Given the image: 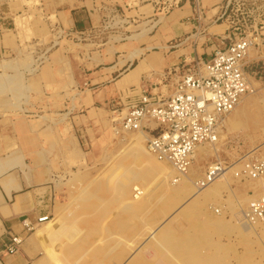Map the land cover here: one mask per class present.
Returning a JSON list of instances; mask_svg holds the SVG:
<instances>
[{"label":"rangeland","instance_id":"374dc122","mask_svg":"<svg viewBox=\"0 0 264 264\" xmlns=\"http://www.w3.org/2000/svg\"><path fill=\"white\" fill-rule=\"evenodd\" d=\"M205 1L207 2L209 0ZM228 2H230V0H220L218 3V6L223 8L219 16L218 14H209L207 12L200 15H191V27L184 25V31H182L179 26L178 28L171 27L173 24H177V19L179 17L177 18L176 15L175 17H171L170 9L169 13H167L166 9L157 15H146L136 18H133L130 14L115 13L114 15L108 16V18L105 17L101 19L98 23V28L87 33L84 30H75V32H72L67 29L60 30L55 28V23L57 22L56 18L45 12L47 10L46 6H48L47 0H0V59L1 56L4 58L16 54L20 55V61L13 62L14 65H12V68L13 70L23 71L29 69L37 70L39 62L38 60L35 61V59L39 56H48L57 53L69 59L68 56L74 54L78 58L80 69L83 67L82 65H88V67L94 69L90 74H96L100 71L104 72L105 69L119 63V60L134 59L135 57L139 58L142 49L148 48L151 52H159L162 47L161 43H163V40L168 34L172 36L169 47H175L188 40L186 42V47L190 48L192 53L195 47H199L200 53L204 58L210 57L211 53L213 55V51L223 47L224 44H228L229 41L227 42L225 39L222 41L228 34H230L231 38H243L248 36L254 41L248 56L250 55L258 58V55H262L263 57L264 0H231V6L226 14H224V8ZM169 16L170 18H168ZM194 16L196 20H193ZM199 17L200 20H198ZM151 24L153 25L152 31L150 30L152 29ZM227 26L228 30L225 33ZM152 35L158 37V43L155 42L156 44L154 43L146 46L144 43L148 42V38ZM2 37L3 39H1ZM211 41H214L215 44L211 43ZM192 56V59L197 58L194 57V53ZM56 63L59 64L58 61ZM67 63L70 64V62L66 61L65 64ZM51 64L52 63L47 62L48 72L50 71L49 65ZM122 64L123 63H121V65ZM246 68L252 90L255 91V93H253V91V94H249V97L253 100L251 102L252 104L241 117L235 115L223 117L224 119L230 118V122L224 123L223 125L221 124L218 142L213 145L208 144L200 147L201 149L207 150L208 153L198 162L200 167L198 179L202 178L208 166L219 159L228 164L240 162L243 158L249 156L251 159L264 160V59L259 58L252 64H248ZM118 74L119 73H117V75ZM105 77L99 76L90 79L93 80V82H86L87 84H84V86L80 82L78 98L79 101H81V98L84 99L83 107L80 105L79 109H74L72 111L56 110L48 113V119L58 122V128L60 129L56 132L57 151L61 150V156L56 158L58 169V173L56 174L57 183L60 185V187L58 185L60 189L56 201L53 203L52 215L47 218L46 221L39 222V224L32 226L33 229L28 232L33 233L43 230L45 229L44 227H46V223L54 219L58 222L57 220L64 218L62 219L64 223L63 221L59 223L68 226L64 225L66 230L64 227L57 238H51V241L47 239L49 243H45L46 247L48 246V251H54L58 257L53 255L51 258L50 255L45 252L46 249L44 250V247H41L40 239H38L39 237L37 233H35V237L37 238L36 245L39 246L40 253L33 264H53L51 261H54L55 264L57 261L58 263L60 262V264H94L98 262V260L101 264H116L117 261L121 259H123L124 263L129 253L125 252V250H129L131 247H139L145 241L150 228L159 226L167 217L181 207L182 210L178 212L169 227L172 228L174 234L183 233L184 231L197 232L204 229L203 231H208L212 239L215 240L213 243L216 245L218 244L217 246L213 244V246H216L215 249H218L216 250L217 254L222 257L221 264H264V226H256L255 232L244 233L243 229H241L236 221L237 218L242 219L240 210L245 211L252 200L257 199L259 195L261 196L263 191L261 189L256 190V185L252 181L237 178L235 174H233L228 178L227 182L224 183V187L219 190L217 194L210 196L204 203H202L203 200L201 199L189 201L191 190L190 193L184 195L183 198L172 203L171 190L167 187L169 192L164 189L166 191L165 193L161 186L160 179L153 177L155 178V180H153V173L151 171L147 170L148 175H145L146 170L144 166L138 161V158L134 156L135 153L133 151H135V149L131 146L130 140L136 137L137 134L140 136L139 132L141 131L125 132L122 130L117 120L119 114L123 112L124 114L127 113L126 105L130 102L133 103L138 97L126 99V104H124V102L122 104H117L122 102L121 99L118 95L112 94L111 91H109V87H107L113 84L117 78L113 76L111 83L106 85V83H104L106 80H103ZM61 80L64 82V79L59 78L58 85H60ZM47 81L48 85L57 84L55 79H50L49 77ZM53 82H55V84H53ZM84 90H87V93L83 94L82 91ZM87 98H89L88 102L86 101ZM116 107L119 108L116 109ZM61 122L63 124H60ZM60 126H62V129ZM155 127H157V125L153 126V128ZM116 128L117 130H115ZM143 132L147 134V137L156 134L148 131ZM143 144L147 150V139ZM213 148H217L216 154L212 152ZM131 155L133 158L135 157L134 161L133 158L130 157ZM195 161L196 159L193 161L194 166H196ZM126 165L128 166L127 170ZM117 172H123V175H125V173H130L132 176L137 173L134 177L135 180L129 174V180L132 183H130V185H134V183H137V185L140 184L139 187L143 189L142 191H145V197L149 200L147 207L136 212H132L124 207L123 200L118 197L117 189L115 190L116 186L113 184L114 180L112 183L109 177L111 175L114 176ZM100 175H105L106 178L103 177V179H100ZM153 175L155 176L156 173ZM176 175L177 174H174V179L176 181L182 177ZM96 177L99 178V181ZM126 177H128V175ZM89 181L92 183L90 184ZM102 181L106 188H104ZM109 182H111L110 186L107 184ZM95 183H97V186ZM142 185L146 190H144L145 188ZM94 186H96V188H94ZM111 186L113 190L109 188ZM173 187L177 189L179 183H175V186H171V188ZM81 188L83 190L79 191ZM93 188L97 191L99 190V194ZM102 188L106 191L105 195L104 191L101 190ZM92 191L93 193H91ZM114 191L116 195L112 194ZM82 192L84 193L83 195H85L84 198L83 195H81ZM93 194H97V198H101H96L98 201L101 200V203H97L98 201L95 199L96 196ZM107 195L109 197L105 199ZM74 196L76 198L72 200ZM112 196L113 198H117L115 200L112 198L113 201L110 198ZM79 198L82 202L84 201L87 203L90 201L87 205L91 208L88 209L89 207L87 205L86 207L85 204L79 203L81 201L76 202L79 203V206H77L76 203L72 204L73 201L75 202L79 200ZM87 199L89 200L86 201ZM67 203L71 204L73 207L71 208V205ZM75 206L77 207L74 208ZM79 207L86 210L84 211V209ZM67 208L69 210H67ZM77 209L80 210L77 211ZM111 209L113 211L115 210V212ZM149 209L151 211H147ZM82 211L83 213H81ZM142 213L146 215H142ZM74 214L75 216L78 214V218L74 217ZM79 214H81V216ZM140 215L141 217H145L141 218ZM137 217H139V219ZM205 218L209 222H215L219 225L205 226ZM226 219H228V221ZM69 221H72L71 224H68L70 223ZM86 223L89 225L86 226ZM119 223L120 225L118 226ZM143 223L146 224L143 225ZM76 224L78 225L76 226ZM221 224H223V226ZM73 225L75 227L72 229ZM117 226L118 228H116ZM142 227L143 229H141ZM67 228L72 232L67 230ZM79 228L82 234L78 232L77 229ZM109 228L111 230H109ZM96 230L99 232L96 233ZM139 230L142 231L140 232ZM25 231H27V228ZM125 231L128 232L125 233ZM110 233H118L121 239L119 238L118 244L115 245L117 248L113 246L115 250H112L111 253H107V239ZM137 233L138 236L136 235ZM66 234L68 235L66 236ZM86 235L87 237H85ZM122 235L126 236L127 241L125 237L123 240ZM135 235L137 238L140 237L137 239ZM65 236L70 237L65 238ZM100 236H102V238ZM66 239H72L71 243L70 241H66V243ZM79 239L82 240L80 241ZM75 240L76 245L74 244ZM60 241L61 243L65 242L69 245V248L66 247L67 245L65 243H62L64 245L63 248ZM77 242H79V244H77ZM120 242H122V245ZM84 243L87 244L85 246L88 247H84ZM125 243H127L128 247H125ZM80 245H82L84 249ZM158 247L159 251H161L162 248L161 252L163 253L161 256V263H157L156 259L159 257L156 255L157 257H155L156 259L155 261L153 260L152 264H189L184 262L180 255L170 253L164 247ZM76 248H79L81 252ZM215 249L212 246L205 247L202 250V255L204 257H212L214 256ZM143 250H145V248L140 249L138 256L142 254ZM62 252L64 254H62ZM106 253L108 255H105ZM63 255L64 258H67L62 262V260H64H61ZM71 255H73V257ZM100 262L96 264H100Z\"/></svg>","mask_w":264,"mask_h":264},{"label":"crops","instance_id":"0c3cea01","mask_svg":"<svg viewBox=\"0 0 264 264\" xmlns=\"http://www.w3.org/2000/svg\"><path fill=\"white\" fill-rule=\"evenodd\" d=\"M47 1L45 12L56 18L55 28L72 32L84 30L87 33L98 28L101 19L115 13L130 14L136 18L157 15L166 9L167 13L170 9L171 17L175 15L179 17L177 24L171 27L179 26L184 31L186 25L191 27V15L207 12L219 16L223 9L218 6L220 0ZM193 20H196L195 16ZM227 30L228 26L225 33ZM169 35L171 34H168L161 43L159 52H151L148 48L142 49L139 58L119 60V63L96 74H90L94 69L88 65H82L80 69L78 58L74 54L69 55V59L57 53L42 55L35 59L39 62L37 70L23 71L12 68L13 62L20 61V55L4 58L1 56L0 261L2 264L35 262L40 248L36 245L35 232L25 231V225L35 226L39 224L40 219L49 218L59 193L56 158L61 156V150L57 151L56 132L60 129L58 122L48 119V113L56 110L72 111L79 109L80 105L83 107L84 99L81 98L79 101L78 98L80 82L84 86L86 82H93L90 79L99 76H106L103 79L106 80L104 82L106 85L111 83L113 76L117 78L107 87L124 103L127 102L126 99L130 94H139L142 91L163 97L171 96L178 81L187 73L192 54L194 53V57L208 61L212 53L210 57L204 58L199 47H195L192 53L190 48L186 47L188 40L175 47H169L172 37ZM157 39L158 37L152 35L144 44L148 46L158 43ZM211 43L215 44L214 41ZM259 58L264 59V56L258 55L256 58L249 55L246 59V67ZM52 61H58L59 64ZM66 61L70 64H65ZM47 62L52 63L49 65V72ZM48 77L55 79L57 84L53 82L55 85H48ZM59 78L64 79V82L61 80L60 85H58ZM82 93H87V90ZM86 101L88 102L89 98ZM60 128L62 129V126ZM12 237H20L22 244L17 254L9 255L6 253V246L10 244Z\"/></svg>","mask_w":264,"mask_h":264},{"label":"built area","instance_id":"2783aa9c","mask_svg":"<svg viewBox=\"0 0 264 264\" xmlns=\"http://www.w3.org/2000/svg\"><path fill=\"white\" fill-rule=\"evenodd\" d=\"M230 6L231 0L226 4L224 14ZM233 38L230 34L225 36L222 41L225 39L228 44L223 43V47L216 49L210 60L193 58L191 68L178 81L171 96L145 91L132 93L128 99H138L126 105V114L118 115L122 130L156 133L147 141L148 150L158 160L170 164L179 176L189 172L199 146L218 142L222 118L251 92L246 59L254 41L248 36ZM154 125L157 127L153 128ZM241 163L235 177L264 182V160L246 158ZM230 165L216 160L207 167L197 184L201 188L207 187L220 179ZM243 218L249 225L264 224V188L261 196L249 204ZM25 227L27 231L33 229L31 224ZM21 244L20 237H12L6 253L17 254Z\"/></svg>","mask_w":264,"mask_h":264},{"label":"bare ground","instance_id":"6f19581e","mask_svg":"<svg viewBox=\"0 0 264 264\" xmlns=\"http://www.w3.org/2000/svg\"><path fill=\"white\" fill-rule=\"evenodd\" d=\"M250 82V81H249ZM250 85H251V83H250ZM254 90H252L251 89V94H253V93H255V91L253 92ZM253 92V93H252ZM249 93V94H250ZM249 94H247V95H245L243 98H242V100H241V102H240V104L232 111V112H230L229 114H227V115H225L226 117L229 115H235V116H238V117H241L247 110H248V108H250L249 106L252 104L251 102L253 101L250 97H249ZM224 116V117H225ZM228 122H230V118L229 119H224V118H222V121H221V124L223 125L224 123H228ZM115 130H117V128L115 129ZM123 131H125V132H129V131H126V130H123ZM140 134V136H138V134H137V136L136 137H133L129 142L131 143V146L135 149V151H133L134 153H135V157L136 158H138V161H140V163H142V165L144 166V168H145V172H146V174L145 175H148V171H151L153 174L154 173H156V175L154 176L153 174H152V178L153 177H157V179H160V182H161V186L163 187V190L164 189H166V191L167 192H169L168 191V188L171 190V192H172V203H174V202H176V201H178L179 199H181V198H183L184 197V195H186V194H188V193H190V190H191V197H189V201H193V200H203V202L202 203H204L205 202V200H207L210 196H213V195H215V194H217V192L219 191V190H221L223 187H224V183L225 182H227V180H228V178L229 177H231L233 174H235V172L236 171H238V170H240V168H241V166H242V164H241V162L244 160V159H246V158H249V157H246V158H243L242 159V161H240V162H235V163H233V164H231L229 167H228V169H227V171L224 173V175L220 178V179H218L217 181H215V182H213L212 184H210V185H208L207 187H204V188H201L197 183L199 182V180L200 179H198L199 177H198V172H199V170H200V167H199V163L198 162H200L202 159V157L204 156V155H206V153H208L207 152V150H204V149H201L200 147L201 146H205V145H201V146H199L197 149H196V151H195V154H194V159H196V161H195V163H196V166H194L193 165V163H192V166H191V168H190V170H189V172L186 174V175H183L180 179H178L177 181L174 179V174H177V172L172 168V166L170 165V164H168L167 162H164V161H160V160H158L149 150H148V147H147V145H146V148H147V150L145 149V147H144V144H143V142L147 139V141H148V139H149V137H147L146 135L147 134H145V132H143V131H141V132H139ZM128 142V143H129ZM127 145V144H126ZM210 145H213V144H210ZM128 147V146H127ZM130 147V146H129ZM217 149V148H216ZM216 149H214L213 148V150H212V152H214L215 154H216ZM137 151V152H136ZM132 153V152H131ZM133 153V154H134ZM130 157H132L133 158V156L131 155ZM135 157L133 158V161L135 160ZM219 159V158H218ZM52 160V159H51ZM130 160H132V159H130ZM263 160V159H262ZM138 161H135V162H138ZM135 162H133V163H135ZM139 163V162H138ZM166 166H165V165ZM133 165V164H132ZM131 165V166H132ZM127 166V165H126ZM125 166V167H126ZM129 167H130V165H129ZM140 167V166H139ZM127 168H128V166L126 167V170H127ZM143 168V169H144ZM142 169V170H143ZM126 170H124L125 172H127ZM129 170V169H128ZM148 170V171H147ZM123 171V172H124ZM130 171V170H129ZM138 171V170H137ZM55 172V171H54ZM116 172V171H115ZM122 172V173H123ZM141 172H144V171H141ZM114 173V172H113ZM122 173H119V172H117L114 176H109L110 178H111V182L113 183V180H114V183L113 184H115V186H116V188H115V190L117 189V193H118V197H120L122 200H123V204H124V207L126 208V209H129V210H131L132 212H136V211H138V210H142V209H144L145 207H147V205H148V202H149V200H148V198H146L145 197V191H142L143 189L142 188H140L139 186H140V184L139 185H137V183L135 184L134 183V185H130V180H129V177L130 176H132L130 173V176H129V174H127V173H125V175H123ZM45 174V173H44ZM128 175V177H126L127 175ZM137 174V173H136ZM135 174V175H136ZM32 175V174H31ZM135 175L134 176H132V178L134 179V177H135ZM144 175V176H145ZM101 176V175H100ZM108 176V175H107ZM177 176V175H176ZM204 176V175H203ZM202 176V177H203ZM103 177H105L106 178V176L105 175H102L101 177H100V179L102 178L103 179ZM146 177V176H145ZM150 177H151V175H150ZM97 178V177H96ZM108 178V177H107ZM131 178V179H132ZM147 178V177H146ZM155 178H153V180H155ZM235 178V177H234ZM99 178H97V180H98ZM148 179H149V177H148ZM151 179V178H150ZM93 180V179H92ZM104 180H106V179H104ZM108 180H110V179H108ZM107 180V181H108ZM135 180V179H134ZM146 180V179H145ZM62 181V180H61ZM99 181V180H98ZM132 181V180H131ZM235 181V180H234ZM250 181H252L255 185H256V190L257 189H261L262 191H263V188H264V182L262 181V180H250ZM63 182V181H62ZM90 182V181H89ZM103 182V181H102ZM111 182H109V183H107L109 186H110V183ZM129 182V183H128ZM92 182H90V184H91ZM105 183H106V181H105ZM175 183H179V187L176 189V188H171V186H175ZM233 183V182H232ZM79 184V183H78ZM88 184V183H87ZM87 184H86V186H87ZM96 184V186H97V183H95ZM113 184H112V186H113ZM117 184V185H116ZM132 184V183H131ZM89 185V184H88ZM94 185V184H93ZM100 185V184H99ZM129 185V186H128ZM63 186V185H62ZM85 186V187H86ZM96 186H94V188H96ZM103 186H104V188H106L105 187V185H104V182H103ZM112 186L111 187H109V188H111L112 189ZM143 186V185H142ZM160 186V185H159ZM59 187H60V185H59ZM58 187V188H59ZM108 187V186H107ZM144 187V186H143ZM168 187V188H167ZM193 187V188H192ZM84 188V187H83ZM93 188V189H94ZM109 188H108V190H109ZM145 188V187H144ZM87 189V188H86ZM113 189H114V186H113ZM112 189V190H113ZM194 189V190H193ZM83 189L81 188V190H79V191H82ZM85 190V189H84ZM95 190V189H94ZM101 190H103V188L101 189ZM100 190V191H101ZM105 190V189H104ZM103 190V191H104ZM144 190H146V188L144 189ZM154 190V189H153ZM157 190H158V188H157ZM91 191V190H90ZM95 191H97V190H95ZM94 191V192H95ZM99 191V190H98ZM97 191V193L99 194V192ZM147 191H148V189H147ZM166 191L164 190V192L166 193ZM89 192V191H88ZM105 192L106 191H104V195H105ZM163 192V193H164ZM259 192V191H258ZM84 193H85V191H84ZM83 192H82V194L81 195H83L84 194ZM91 193H93V191L91 192ZM148 193V192H147ZM154 193V192H153ZM86 194V193H85ZM111 194V193H110ZM112 194H114V195H116L115 194V191H114V193L112 192ZM60 195V194H59ZM80 195V196H81ZM94 196H96L97 194H93ZM153 195V194H152ZM84 196L85 195H83V198H84ZM109 196L107 195V197L105 198V199H107ZM159 197V196H158ZM164 197V196H163ZM167 197V196H166ZM259 197H260V195H259ZM76 197L74 196L73 197V199L72 200H74ZM82 198V197H81ZM82 198V199H83ZM88 198V197H87ZM97 198V196L95 197V199ZM99 199H101L100 197H98ZM97 198V199H98ZM111 198V200H115L117 197H115V198H113V196L112 197H110ZM109 198V199H110ZM113 198V199H112ZM96 199V200H97ZM159 199V198H158ZM157 199V200H158ZM212 199V198H211ZM89 199H87L86 201H88ZM91 200V199H90ZM113 200V201H114ZM79 202V201H81L80 200V198H79V200H76L75 202L73 201L72 202V204H74V203H76V202ZM98 201V200H97ZM101 201V200H100ZM100 201H98L97 203H101ZM242 201V200H241ZM244 201V200H243ZM252 201H254V200H252ZM70 202H71V200H70ZM69 202V203H70ZM84 202V201H83ZM82 201L81 202H79V203H82V204H85V206L87 205V204H89L90 203V201H88L87 203L86 202H84L83 203ZM248 202V201H247ZM251 202V201H250ZM69 203H67V204H69ZM79 203H76L77 204V206H79L78 204ZM104 203V202H103ZM103 203H102V205H103ZM186 203V202H185ZM81 204V205H82ZM122 204V203H121ZM154 204V203H153ZM216 204V203H215ZM239 204V203H238ZM69 205H71V204H69ZM91 205V204H90ZM94 205H95V203H94ZM101 205V206H102ZM210 205V204H209ZM242 205V204H241ZM248 205V204H247ZM66 206V205H65ZM77 206H75L74 208H76ZM88 206V205H87ZM86 206V207H87ZM99 206V205H98ZM181 206V205H180ZM244 206V205H243ZM68 207V206H67ZM73 206L71 205V208H72ZM83 207V206H82ZM82 207H79V208H82ZM85 207V208H86ZM89 207V206H88ZM152 207V206H151ZM91 207H89L88 209H90ZM95 208V207H94ZM104 208H105V206H104ZM120 208V207H119ZM118 208V209H119ZM154 208V207H153ZM179 208V207H178ZM248 208V207H247ZM82 209H84V208H82ZM81 209V210H82ZM67 210H69L68 208H67ZM80 209H77V211H79ZM86 209H84V211H85ZM94 210V209H93ZM96 210V209H95ZM112 210V209H111ZM110 210V211H111ZM182 210V207L181 208H179L178 210H176L172 215H170L169 217H167L166 218V220H164L161 224H159V226H157L156 228H150L149 229V232H148V234H147V236H146V238H145V241L139 246V247H129L128 249L129 250H125V252H129L128 253V258L125 260V262L123 263V259H121V260H118L117 261V263L116 264H152L153 263V260L155 261V257H159V258H157L156 259V261H157V263H161V256L163 255V253L161 252L162 251V248H161V251H159L158 249H159V247L158 246H161V247H164L165 249H167L170 253H173V254H177V255H180L182 258H183V260H184V262H186V263H189V264H221V261H222V257H220L219 256V254H217V252H216V250H218L217 248L215 249V247L218 245H216L215 243H213V241H215V240H213L212 239V237L210 236V234H209V232L208 231H203L204 229H201V230H199V231H197V232H186V231H184L183 233H179V234H174V232H172V228H169L170 226H171V223H172V221H173V219L175 218V216L178 214V212H180ZM97 211V210H96ZM98 211H99V209H98ZM113 211V210H112ZM118 211V210H117ZM146 211V210H145ZM147 211H151L150 209L149 210H147ZM146 211V212H147ZM197 211H199V210H197ZM241 211V215H242V219H236V221H237V223H238V225L241 227V229H243V231H244V233L246 232V233H252V232H255V227L256 226H259V225H261V226H264V224H255V225H249V224H246L245 223V221H244V218H243V216H244V212L246 211H244V210H240ZM72 212H74V211H72ZM95 212V211H94ZM113 212H115V210L113 211ZM219 212V211H218ZM81 213H83V211L81 212ZM103 213V212H102ZM145 213V212H144ZM144 213H142V215H146V214H144ZM147 213H149V212H147ZM87 214H89V213H87ZM100 214V213H99ZM115 214V213H114ZM65 215V214H64ZM80 216H81V214H79ZM111 215H113V214H111ZM98 216V215H97ZM207 216V215H206ZM211 216V215H210ZM63 217V216H62ZM74 217H77L78 218V214H77V216H75V214H74ZM85 217V216H84ZM88 217V216H87ZM94 217V216H93ZM96 217V216H95ZM140 217H141V215H140ZM145 217V216H144ZM144 217H141V218H144ZM83 218V217H82ZM86 218V217H85ZM91 218H92V215H91ZM138 219H139V217H137ZM62 219H64V218H62ZM57 220L58 222H56L55 221V219L53 220V221H48L47 223H46V227H44L45 229H43V230H40V231H37V232H35V233H37V235H38V239H40V243H41V247H44V250L46 249V253L48 254V255H50V257L51 256H53V255H57L56 253H54V251H48L49 249L46 247V242L47 243H49V241H47V239H49L50 241H51V238H57V236H59L60 235V232H62V230H63V228L65 227L64 225H66V224H61V223H59L60 221H63V220ZM72 219V218H71ZM74 219V218H73ZM109 219V218H108ZM80 220V219H79ZM87 220V219H86ZM89 220V219H88ZM95 220H97V219H95ZM141 220H143V219H141ZM140 220V221H141ZM177 220V219H176ZM81 221V220H80ZM211 221V220H210ZM70 222V221H69ZM72 222V221H71ZM71 222L70 223H68V224H71ZM95 222V221H94ZM142 222V221H141ZM204 225L206 226V225H210V226H217V225H219V224H217V223H215V222H209L206 218L204 219ZM63 223H64V221H63ZM66 223V222H65ZM88 223V222H87ZM86 223V226H88L89 224H87ZM98 223V222H97ZM139 223V222H138ZM94 224V223H93ZM134 224V223H133ZM144 224H146V223H143V225ZM224 224V223H223ZM223 224H221L222 226H223ZM78 224H76V226H77ZM104 225V224H103ZM120 225V223L118 224V226ZM136 225V224H135ZM228 225V224H227ZM66 226H68V225H66ZM105 226V225H104ZM118 226L116 227V228H118ZM75 226L73 225V227H72V229L74 228ZM226 227H228V226H226ZM231 227V226H230ZM229 227V228H230ZM69 228V227H68ZM67 228V230H69ZM78 228V227H77ZM106 228V227H105ZM65 230H66V227L64 228ZM141 229H143V227L141 228ZM185 229H186V227H185ZM78 230V232L80 233V228L79 229H77ZM76 230V231H77ZM90 230H91V228H90ZM109 230H111L110 228H109ZM108 230V231H109ZM133 230H134V228H133ZM145 230V229H144ZM69 231H71V230H69ZM68 231V232H69ZM129 231H131V230H129ZM140 232L142 231V230H139ZM147 231H148V229H147ZM72 232V231H71ZM71 232H69V233H71ZM82 232V231H81ZM84 232V231H83ZM96 233L97 232H99V231H95ZM101 232V231H100ZM107 232V231H106ZM117 232V231H116ZM126 232H128V231H125V233ZM144 232V231H143ZM143 232H142V234H143ZM89 233V232H88ZM139 233V232H138ZM138 233L136 234L137 236H138ZM78 234V233H77ZM80 234H82V233H80ZM102 234V233H101ZM124 234V233H123ZM68 234H66V236H67ZM127 235V234H126ZM135 235V236H136ZM65 236V238H68V237H70V236H68V237H66ZM76 236H78V235H76ZM82 236V235H81ZM137 236H136V238H137ZM140 236H141V233H140ZM139 236V237H140ZM85 237H87V235L85 236ZM101 238H102V236H100ZM122 237H123V240H124V237H125V240L127 239L126 238V236H124V235H122ZM138 237V238H139ZM73 238V237H72ZM77 238V237H76ZM79 238H81V237H79ZM99 238V237H98ZM100 238V239H101ZM120 237H119V234L118 233H110L109 234V236H108V239H107V241H108V245H107V247H108V252L107 253H111L112 252V250L114 251L115 250V248H117V246L115 247V245L116 244H118V242H119V240L121 239H119ZM132 238V237H131ZM134 238V237H133ZM137 238V239H138ZM135 239V238H134ZM36 240H37V238H36ZM56 240H58V239H56ZM62 240V239H61ZM64 240V239H63ZM72 240V239H71ZM71 240L70 239H66L65 240V242L66 241H70V243H71ZM77 240V239H76ZM76 240H75V245H76ZM80 240V239H79ZM78 240V241H79ZM82 240V239H81ZM80 240V241H81ZM54 241V240H53ZM79 241V242H80ZM84 241V240H83ZM82 241V242H83ZM88 241V240H87ZM86 241V242H87ZM127 241V240H126ZM135 241V240H134ZM65 242H62V243H65ZM72 242H74V241H72ZM79 242H77V244H79ZM50 243H52V242H50ZM60 243H61V241H60ZM61 243V244H62ZM67 243V242H66ZM65 243V244H66ZM121 243V245H122V242H120ZM124 243V242H123ZM127 243H130V242H127ZM127 243H125L126 245H125V247L127 246ZM53 244H54V242H53ZM132 244V243H131ZM213 244L214 245H216V246H213ZM67 245V244H66ZM72 245V244H71ZM84 245V247H88V246H85V245H87V244H83ZM129 245V244H128ZM133 245V244H132ZM147 245V246H146ZM62 246H63V248H64V245L62 244ZM73 246V245H72ZM80 246H82V245H80ZM79 246V247H80ZM113 246L115 247V248H113ZM146 246V247H145ZM208 246H212V247H214V249H215V253H214V256H212V257H204L203 255H202V250L205 248V247H208ZM220 246V245H219ZM39 247V246H38ZM66 247H68L69 248V245H67ZM128 247V246H127ZM82 248H83V246H82ZM81 248V249H82ZM90 248V247H89ZM141 248H145V250H143L142 251V254L140 255V256H138L139 255V253H140V249ZM74 249V248H73ZM77 250H79V248H76ZM84 249V248H83ZM83 249H82V251H83ZM69 250V249H68ZM86 250V249H85ZM74 251V250H73ZM80 251V250H79ZM159 251V252H158ZM70 252H71V250H70ZM74 252H76V251H74ZM81 252V251H80ZM84 252V251H83ZM103 252V251H102ZM124 252V251H123ZM105 254V255H108V254ZM62 254H64L63 252H62ZM62 254H61V256H62ZM68 254H70V253H68ZM71 254H73V253H71ZM81 254V253H80ZM59 255H60V253H59ZM74 255V254H73ZM73 255H71L72 257H73ZM157 255V256H156ZM47 256V255H46ZM61 256H60V258H61ZM122 256H123V254H122ZM56 257H58V256H56ZM68 257H70V256H68ZM78 257H80V256H78ZM107 257V256H106ZM52 258V257H51ZM59 258V259H60ZM65 258H67V257H65ZM65 258H64V255H63V258H61V260L62 259H64V260H62V262L63 261H65ZM56 259V258H55ZM76 259H77V257H76ZM181 259V258H180ZM60 260V261H61ZM70 260V259H69ZM69 260H68V262H69ZM73 260H75V259H73ZM98 260V259H97ZM96 260V261H97ZM176 260V259H175ZM56 261H57V259H56ZM78 261V260H77ZM102 261V260H101ZM51 262H53V264H55V262L54 261H51ZM98 262H100L99 260H98ZM98 262H96V263H98ZM150 262V263H149ZM57 263H58V261H57ZM56 263V264H57ZM65 263V262H64ZM96 263H94V264H96ZM0 264H2L1 262H0ZM58 264H60V262L58 263ZM67 264V263H66ZM77 264V263H76ZM100 264H101V262H100Z\"/></svg>","mask_w":264,"mask_h":264}]
</instances>
